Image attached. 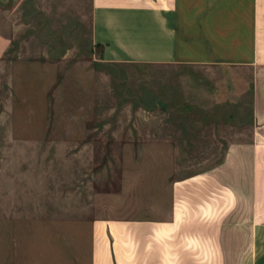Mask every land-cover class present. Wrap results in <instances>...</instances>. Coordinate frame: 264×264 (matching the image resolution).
I'll list each match as a JSON object with an SVG mask.
<instances>
[{
    "label": "crops",
    "instance_id": "0c3cea01",
    "mask_svg": "<svg viewBox=\"0 0 264 264\" xmlns=\"http://www.w3.org/2000/svg\"><path fill=\"white\" fill-rule=\"evenodd\" d=\"M36 1L45 25L87 26L105 66L122 73L146 64L160 75L177 65L208 72L211 82L189 88L200 91L199 98L164 80L131 101L172 113L155 121L153 138L164 141L154 154L194 152L172 144L181 118L198 123L188 126L191 138H202L209 123L234 124L233 133L222 136L233 139L215 165L178 174L175 163L169 170L160 162L164 179L140 184L152 189L135 193L149 198L150 213L88 214V264H241L244 246L249 264H264V0ZM11 43V34L0 28V60ZM103 122L109 119L93 115L85 123L95 131L93 125ZM86 153L95 156L91 146ZM93 163H87L89 176Z\"/></svg>",
    "mask_w": 264,
    "mask_h": 264
},
{
    "label": "rangeland",
    "instance_id": "374dc122",
    "mask_svg": "<svg viewBox=\"0 0 264 264\" xmlns=\"http://www.w3.org/2000/svg\"><path fill=\"white\" fill-rule=\"evenodd\" d=\"M36 2L0 0V28L12 36L0 60V264H88V214L150 213L149 198L135 193L164 179L160 162L169 170L176 164L178 174L215 165L233 139L222 136L231 135L234 124L209 123L202 138H191L188 126L198 123L181 118L172 144L194 152L154 154L164 141L153 138L155 121L172 113L131 101L164 80L199 98L200 91L189 88L211 82L208 72L177 65L160 75L146 64L122 73L101 63L87 26L45 25ZM93 115L109 122L93 131L85 123ZM248 256L244 246L240 263L249 264Z\"/></svg>",
    "mask_w": 264,
    "mask_h": 264
}]
</instances>
